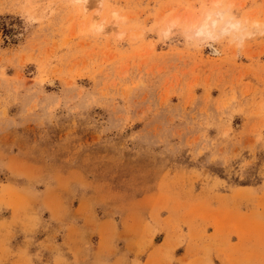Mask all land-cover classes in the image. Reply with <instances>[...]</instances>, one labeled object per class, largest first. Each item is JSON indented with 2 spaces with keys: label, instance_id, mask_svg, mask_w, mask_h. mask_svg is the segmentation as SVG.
<instances>
[{
  "label": "rangeland",
  "instance_id": "rangeland-1",
  "mask_svg": "<svg viewBox=\"0 0 264 264\" xmlns=\"http://www.w3.org/2000/svg\"><path fill=\"white\" fill-rule=\"evenodd\" d=\"M0 264H264V0H0Z\"/></svg>",
  "mask_w": 264,
  "mask_h": 264
},
{
  "label": "bare ground",
  "instance_id": "bare-ground-1",
  "mask_svg": "<svg viewBox=\"0 0 264 264\" xmlns=\"http://www.w3.org/2000/svg\"><path fill=\"white\" fill-rule=\"evenodd\" d=\"M218 3H219V1H214V4H218ZM86 7H87V5H86ZM213 13H215V12H213ZM212 14H210V12H206L199 19L193 20L191 22L190 27L193 29V31H194L195 34H197L198 36H200L199 38L204 39L205 37H208V36L211 37L212 36L213 28L216 27L219 19H221L223 17V13L222 12H217L216 13L217 14V17H215V18H212L211 17ZM116 20L118 22V21H120V18H118V16H117L116 19H115V21ZM93 23L94 22H92L91 24L93 25ZM175 23H177L176 20H174L172 24H175ZM238 26H239V23L233 22L231 19H226L224 25L221 27V32H227V31H229L231 29L237 30L236 28H238Z\"/></svg>",
  "mask_w": 264,
  "mask_h": 264
}]
</instances>
